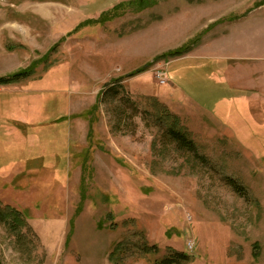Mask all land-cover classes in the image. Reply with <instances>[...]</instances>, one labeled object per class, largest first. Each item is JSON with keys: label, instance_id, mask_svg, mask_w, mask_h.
Listing matches in <instances>:
<instances>
[{"label": "rangeland", "instance_id": "374dc122", "mask_svg": "<svg viewBox=\"0 0 264 264\" xmlns=\"http://www.w3.org/2000/svg\"><path fill=\"white\" fill-rule=\"evenodd\" d=\"M26 71L0 264H264V0H0V78Z\"/></svg>", "mask_w": 264, "mask_h": 264}, {"label": "trees", "instance_id": "16d2710c", "mask_svg": "<svg viewBox=\"0 0 264 264\" xmlns=\"http://www.w3.org/2000/svg\"><path fill=\"white\" fill-rule=\"evenodd\" d=\"M184 52V51H182ZM182 52L179 51H175L174 54L175 56L180 55ZM31 72H23V73H17L14 74L12 76L9 77H5V78H0V84H7L13 81H19L22 79H26L30 76ZM113 88V87H112ZM111 87L108 89L110 90ZM116 89H112L111 92H116ZM109 92V91H108ZM109 93L110 96L113 93ZM165 113V112H164ZM169 113V112H168ZM172 114L169 113V116H171ZM168 116V117H169ZM167 117V118H168ZM158 121L164 125V127L166 128V138H168L170 140V142L177 144L178 148L183 149V150H187L189 152H195L196 151V143L194 142V140L192 138L189 137V135L183 131L182 129L178 128L177 126V120L174 119V117H171L173 119V122H168V119L166 117H164V115L161 113L160 115H157ZM241 190L239 189V192ZM10 216H13V219L10 218ZM21 220V216L20 213L11 209L10 207H3L2 204L0 203V222L3 223H11L12 226H14L15 228H17L16 226H18L17 221ZM119 249L120 251L123 250V245L119 244ZM116 254V250L113 251V253L111 254V258H117V254ZM187 261H189V256L186 255L185 253H181V252H173L171 255H169L168 257L164 258L160 264H185L187 263ZM159 264V263H158Z\"/></svg>", "mask_w": 264, "mask_h": 264}, {"label": "built area", "instance_id": "2783aa9c", "mask_svg": "<svg viewBox=\"0 0 264 264\" xmlns=\"http://www.w3.org/2000/svg\"><path fill=\"white\" fill-rule=\"evenodd\" d=\"M163 75H164V74H163ZM162 77H163V80H165V77H166V76H165V77H164V76H162Z\"/></svg>", "mask_w": 264, "mask_h": 264}]
</instances>
